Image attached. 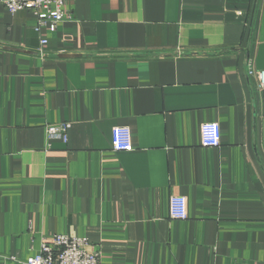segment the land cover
Segmentation results:
<instances>
[{
	"label": "crops",
	"instance_id": "crops-1",
	"mask_svg": "<svg viewBox=\"0 0 264 264\" xmlns=\"http://www.w3.org/2000/svg\"><path fill=\"white\" fill-rule=\"evenodd\" d=\"M3 2L0 264L62 234L100 264H264V0H72L39 33ZM62 122L68 141L46 140Z\"/></svg>",
	"mask_w": 264,
	"mask_h": 264
},
{
	"label": "built area",
	"instance_id": "built-area-1",
	"mask_svg": "<svg viewBox=\"0 0 264 264\" xmlns=\"http://www.w3.org/2000/svg\"><path fill=\"white\" fill-rule=\"evenodd\" d=\"M72 0H4L3 4L11 13L29 10L35 16L37 25L34 29L40 32L42 27H49L54 31L57 24L64 20V9ZM47 40L42 39L41 45ZM39 55H43L41 51ZM181 56L179 52L177 58ZM249 74H255L258 91H264V72L253 71L248 64ZM71 124L62 122L59 125H47L45 127L46 140L62 141L66 143L67 134ZM201 146L215 148L220 145V129L218 123H204L200 126ZM112 149L116 152H129L132 149L130 129L127 127H114L111 132ZM169 218L182 221L187 217L186 198L173 195L169 198ZM91 243L84 237L69 235H53L41 241L39 252L29 257L24 264H100L99 251L91 250Z\"/></svg>",
	"mask_w": 264,
	"mask_h": 264
}]
</instances>
